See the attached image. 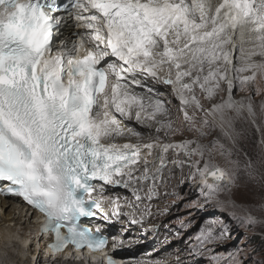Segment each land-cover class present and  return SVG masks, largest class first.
<instances>
[{"label":"snow or ice","instance_id":"obj_1","mask_svg":"<svg viewBox=\"0 0 264 264\" xmlns=\"http://www.w3.org/2000/svg\"><path fill=\"white\" fill-rule=\"evenodd\" d=\"M156 85L171 89L175 120ZM258 118L264 0H0V197L21 200L30 221L42 217L26 234L23 221L6 226L5 247L19 264H39L47 237L53 262L71 247L117 264L110 243L122 248L133 226L182 204L175 238L198 225L187 259L155 264H249L255 249H216L232 223H261L234 199L241 172L256 179L252 160L241 169L233 156L246 132L264 133ZM174 179L187 191H168ZM167 197L175 199L154 208ZM115 224L122 231L110 241Z\"/></svg>","mask_w":264,"mask_h":264},{"label":"rangeland","instance_id":"obj_2","mask_svg":"<svg viewBox=\"0 0 264 264\" xmlns=\"http://www.w3.org/2000/svg\"><path fill=\"white\" fill-rule=\"evenodd\" d=\"M160 90L161 89H158V91ZM240 95H244V93H236L237 98H239ZM261 99L262 97L254 96V101L256 102L257 106L259 105ZM168 100H172V98L168 97L166 101ZM172 104L175 105L176 109L174 111V117L172 118L175 120L178 106L174 100H172ZM257 123L260 124L262 129H264V121H261L258 118ZM242 127L247 126H242L240 123H237L238 130H240ZM261 139H264V133H257L254 128L250 132H246L238 139L236 152L233 156V159H238L240 161L241 169H243V165L248 159H251L254 166L256 167V179H249L243 174V172H241V179L239 181L241 187L234 189V199L237 200V203L253 206L249 210L251 211L252 215L256 216L258 220L261 221V223L250 227H246L242 224L232 223L231 227L233 228V231L231 233V238L226 241L223 246H219L216 249L217 252L227 253L236 246H241L246 250L245 254H247L252 249H255V251L251 252L249 264H251L252 261H256L257 264H264V211L257 207L264 204V144L260 143ZM216 159L217 162L221 163L222 165L224 164V162L219 157ZM179 175L180 174H178V177ZM177 185L178 182H176L175 185L170 183L167 190L171 191L173 188L172 186ZM163 191L164 189H161L162 195ZM177 191H180L181 194H183L185 191H187V189L177 186ZM119 193L121 196L128 195L126 192ZM173 199H175V197H167L153 201V206L154 208L156 205H160L162 207L166 203L170 205ZM185 215H187V213L183 209V205L178 204L177 206L171 207V210L167 215L153 216L150 218L144 226L151 222V224L158 225V228L156 231H150L152 237L142 236L143 241H141V243L145 244L144 242L148 239L151 241L150 245H144V250L157 249L158 254L156 260L160 261L168 258L169 261H173L176 255H180L183 260H186L187 257L185 256V252L188 247L189 238L192 237L197 231L198 225L197 227L188 230L183 235L182 239H176L174 234L179 230L177 227L178 218ZM215 215H219V213H215ZM197 219L199 220V216ZM146 233V235H149L148 232ZM130 236V234H127L123 237V239H127ZM138 248L139 250H137L136 253L140 254V252H142L141 247ZM0 264H3L1 260ZM40 264L46 263L43 262ZM198 264H209V261L207 259H200Z\"/></svg>","mask_w":264,"mask_h":264},{"label":"bare ground","instance_id":"obj_3","mask_svg":"<svg viewBox=\"0 0 264 264\" xmlns=\"http://www.w3.org/2000/svg\"><path fill=\"white\" fill-rule=\"evenodd\" d=\"M72 31H76V29L73 27L71 29ZM63 35L65 37L69 36V32L67 30L64 31ZM71 40H78V37H71ZM56 43L58 44L59 41L57 40ZM158 89H161L159 91L161 97L163 99H166L168 97H171V89L170 88H165L162 85H156L154 86ZM137 91H139V89H137ZM167 102V101H166ZM169 107L172 108V117H174V111L175 109V105L171 104L169 105ZM129 126L131 127H136L138 131H142V132H146V129H142L139 126L135 125V124H129ZM155 128V125H153V130ZM123 142V141H120ZM178 173H176V176L178 178ZM176 182H178L177 179H174L171 181V184L175 185ZM173 187V186H172ZM117 192H124L121 189H116ZM7 204L8 205V209L7 211H4V205ZM17 204L14 200H10V199H0V260L2 261L3 264H11V262H16V264H19V257L18 256H13L11 254L10 249L5 247V227L7 226V228L10 231H15V226L19 225L21 223V221H23V229H24V233L26 234L28 231V227L31 224V226L33 228H35L36 224L34 222L33 219H31V221L29 220V218L25 215V212L18 207L17 208ZM149 225H151V222H149V224H147L146 226H144V229L148 228ZM109 230V233L112 236H117L120 234V232L122 231L120 224H115L113 226H110L107 228ZM144 229L139 228L138 226H133L129 231L128 234H130L131 236L127 239H124L125 244L122 248H119L118 251H115L114 253L124 259H127V264H155V262L160 261V260H156L157 258V254L158 251L157 249H150V250H144V245H150V240H146L143 244L141 243V241H143L142 236H149L152 237L150 232L149 235H146L147 233H144ZM144 234V235H143ZM133 235V236H132ZM41 240V251L39 253V264L45 262L46 264H81L78 262H72V261H68L63 259L62 257H59L58 260L56 261H52L51 257L49 256L46 259V253L48 251H45L44 247H45V239L44 237L40 238ZM132 241V243H129V241ZM138 247H141V251L140 254H137L136 251L139 250ZM35 249H36V244L33 243L30 250H29V257L31 255H35ZM138 255V256H136ZM103 256L104 253H100L95 255L94 257L99 258L100 260H103ZM5 257V258H3ZM169 259V258H168ZM168 259H165L163 261L160 262H167L169 261ZM120 263L122 261H119ZM171 262V261H169Z\"/></svg>","mask_w":264,"mask_h":264}]
</instances>
